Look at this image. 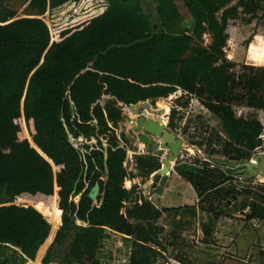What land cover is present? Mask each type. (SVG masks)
Instances as JSON below:
<instances>
[{
	"label": "trees",
	"instance_id": "16d2710c",
	"mask_svg": "<svg viewBox=\"0 0 264 264\" xmlns=\"http://www.w3.org/2000/svg\"><path fill=\"white\" fill-rule=\"evenodd\" d=\"M8 1L0 0V244L33 264L45 251L42 264H99L109 230L131 240L129 264H165L158 222L166 210L141 196L134 202L138 186L124 187L130 178L143 185L160 159L134 154L136 173L127 171L114 132L124 120L119 104L168 101L185 91L219 122L206 144L245 158L260 145L263 127L236 118L232 107L264 111V67H237L223 48L228 22L239 13L256 16L264 0H155L157 22L139 0H105L106 10L59 28L54 40L40 16L78 0H18L30 13L17 19L2 8ZM184 18L191 26L182 32ZM185 118L175 111L169 128L177 132ZM92 139L96 144L87 145ZM219 168L188 153L174 166L205 205L201 211L217 218L243 195L230 183L235 172ZM96 184L93 202L88 194ZM251 205H242L245 221L264 222V207Z\"/></svg>",
	"mask_w": 264,
	"mask_h": 264
},
{
	"label": "rangeland",
	"instance_id": "374dc122",
	"mask_svg": "<svg viewBox=\"0 0 264 264\" xmlns=\"http://www.w3.org/2000/svg\"><path fill=\"white\" fill-rule=\"evenodd\" d=\"M142 10L146 15H148L153 21L157 22V14H156V2L155 0H139ZM108 7V3L104 0H78L76 2H67L59 7L54 9H47L40 18L47 25L51 40L52 38H56L54 36V32L61 27L73 24L79 20L84 19L85 17L92 16L104 11ZM2 8L6 11L13 12V19L22 18L28 16L30 13L27 3H22L18 0L8 1L2 4ZM263 10L258 12V14L254 17L244 15L239 13L234 19H231L226 28L227 40L225 47L223 48L225 59L236 65L237 67L241 66H255V67H264V14ZM190 22L184 18L179 22L178 28L182 31H188L190 29ZM210 42V38L208 35L203 36V44L207 46ZM237 69V68H236ZM177 95H174L168 101H159L148 100L146 101L148 107L144 109L143 103L140 102L134 105L133 109H130V113L127 112L129 107L121 106L122 114L128 115L132 121L139 116H145L149 119L155 121H162L169 128V122L171 115L177 110H184L186 112V118L180 124V130L174 131L175 134L180 136L185 144L189 142L201 143L200 146H192L196 147V151L200 153L202 156H210L209 152L211 149H215V154H211V156H215L221 159H227L221 151L224 148V145L218 146L215 142L208 146L206 142L203 140L208 137L212 131H219L220 125L218 120L214 117L212 113H210L194 96L188 94L185 91L178 90ZM175 92V93H176ZM174 93V94H175ZM108 97H102L101 103H104ZM131 108V107H130ZM232 110L236 116V118H243L246 120L258 119L259 123L263 127L264 131V112L249 110V108L242 106H233ZM171 130V128H169ZM116 137L118 138L120 146H124L126 148L127 160L125 162L127 171L133 176L136 173L134 170V165L132 164V155L140 154V155H152L158 157L160 160L162 157L167 156V149L162 146L161 140L152 136H149L144 133L143 130H139L136 128L134 123L128 122L125 119L118 125V127L114 130ZM124 139L126 142H124ZM106 140H102L103 147L106 146ZM95 140H91L87 145L94 146ZM80 145V144H78ZM198 147V148H197ZM78 149L80 151H84L83 146H79ZM185 151V152H184ZM181 153H188L190 156H194V151L182 149ZM180 153V154H181ZM210 156V157H211ZM201 160H205L204 158ZM207 161V160H205ZM219 167V166H218ZM220 170L230 169L236 174H232L231 184L235 186L239 191L253 189L264 195V177L263 179L255 180L250 177L248 174H240L237 173L238 168H226L221 167ZM218 169V170H219ZM175 171V170H174ZM172 174V173H171ZM104 179V178H102ZM129 182L125 184L124 187L126 189H130L132 186H138L135 194L132 196L133 201L137 200L140 196L150 201V197L153 195V191L156 189H152L151 186V177L149 178L146 186L143 190H141L142 185L140 186L139 178H130ZM258 181V182H257ZM168 184V176H164L161 182L158 184L160 187H165ZM128 185V186H127ZM159 190L162 188H158ZM157 189V190H158ZM156 190V191H157ZM55 191L57 188L55 187ZM143 192V193H142ZM243 194V193H242ZM177 195L169 192V190L165 191L166 201L173 202L172 197H176ZM179 197V196H178ZM188 198V197H186ZM78 197L75 198L77 201ZM199 202H202L198 198ZM152 201L154 199L152 198ZM140 201H138L139 203ZM198 202V203H199ZM256 203L264 207V202H256L252 199L251 196L242 195L237 198L236 204L231 203V206L224 211L225 218H231L233 215L237 217L236 219L241 222H245V226L247 223L245 221V217L249 215V209L246 207H242V205H248L250 208L252 207V203ZM214 203V202H213ZM13 204L21 205V206H33L30 202L26 201H16ZM200 204V203H199ZM201 205V204H200ZM214 206H217V203H214ZM203 209L205 205L202 202ZM219 211L223 210V207H217ZM223 216V217H224ZM162 217V216H161ZM166 221L170 220V217H166ZM201 221H204V218L201 216ZM253 222V221H252ZM254 226L249 224L254 229V233L256 234L260 228H264V222H260L254 220ZM224 223H230L226 221ZM239 223H237L238 225ZM196 226V223H195ZM226 226V225H225ZM222 231L224 230V225L221 226ZM252 228H242L240 226H235L233 228L227 227L225 229L226 232H230V235H234L236 237L239 233L244 234V243L252 242L255 240V236L253 234ZM59 229V228H58ZM243 229V230H242ZM242 230V231H241ZM257 235V234H256ZM240 245L244 247L242 236H239ZM167 239V238H166ZM256 245H253L255 249L262 250L264 246H260V241L257 242ZM167 243V241H165ZM224 247L227 245L230 246L228 242H223ZM131 240L125 236L114 233L112 231L106 230L104 237L101 242V247L97 253V259L99 260V264H129L130 252L132 250ZM162 250V254L164 255V262L168 261V250ZM46 252V251H45ZM262 254V251H260ZM45 255V253H44ZM43 255V257H44ZM167 255V256H166ZM43 257H39L37 264H41ZM42 258V259H41ZM258 263L261 264L260 259H258ZM0 264H33V260H27L22 256L20 251L12 246L0 244ZM36 264V263H35ZM53 264V263H52Z\"/></svg>",
	"mask_w": 264,
	"mask_h": 264
},
{
	"label": "crops",
	"instance_id": "0c3cea01",
	"mask_svg": "<svg viewBox=\"0 0 264 264\" xmlns=\"http://www.w3.org/2000/svg\"><path fill=\"white\" fill-rule=\"evenodd\" d=\"M127 112L130 113V110L127 109ZM256 120L258 121V119ZM171 173L166 175L168 176V184L165 187L158 185L153 187L152 184L149 185L147 182L143 185L139 183L140 186L142 185L141 190L148 185L156 190L162 188L153 191L150 202L159 210H166L158 222V226L162 228L159 236L160 242L163 248L168 250L167 255L170 253L168 256L169 262L165 264H259L258 259H260L261 264H264V248L259 250L253 247L257 244L255 240L260 241V246H264V228L261 227L256 235L252 228L254 221H249L245 226V222L238 221L234 215L231 218L223 216L217 218L206 214L201 211L202 207L194 189L182 180L175 171ZM167 190L177 195L172 197L173 202L166 201L165 191ZM152 198L154 201H152ZM189 212H193L195 215L192 216ZM201 216L204 221L202 220L199 224ZM166 217H170L168 222H165ZM226 221L230 223H224ZM237 223L239 224L237 225ZM241 224L243 229L252 228L255 240L244 243L243 238L246 237L244 234L240 235L239 233L236 237H233V234L230 235V232L225 231L227 227H241ZM249 224H252V226ZM222 225H224L223 231ZM254 228L256 227L254 226ZM239 236H242L244 247L240 245ZM223 242H228L230 246L224 247ZM260 251H262V254Z\"/></svg>",
	"mask_w": 264,
	"mask_h": 264
},
{
	"label": "water",
	"instance_id": "95a60500",
	"mask_svg": "<svg viewBox=\"0 0 264 264\" xmlns=\"http://www.w3.org/2000/svg\"><path fill=\"white\" fill-rule=\"evenodd\" d=\"M133 106L134 105H129L128 107ZM143 106L144 109L148 107L146 102H143ZM123 118L128 122L134 123L136 128L143 130L145 134L160 139L162 146L167 149V156L162 157L160 160L161 168L151 176V184L153 187H156L164 176L174 171L175 162L182 149H192L198 158H204L213 165L226 168L236 167L238 168L237 173L248 174L252 178L264 176V139H262V144L260 147L256 148L243 159H238L236 157L221 159L215 156L210 157L200 155V153L196 151V147H190L185 144L184 140L180 136L167 128L163 122L159 121V119L158 121H155L142 115L132 121L131 118L126 114H123ZM98 191L99 187L96 184L88 194L89 199L93 202L96 201ZM242 193L244 195L251 196L256 202H264V195L254 191L253 189L243 190Z\"/></svg>",
	"mask_w": 264,
	"mask_h": 264
},
{
	"label": "flooded vegetation",
	"instance_id": "af4514ba",
	"mask_svg": "<svg viewBox=\"0 0 264 264\" xmlns=\"http://www.w3.org/2000/svg\"><path fill=\"white\" fill-rule=\"evenodd\" d=\"M262 139H264V135L261 137V143H260V145H258L256 148H258V147L261 146V144H262ZM256 148H255V149H256ZM255 149H253L252 152H253ZM232 157H234V156H232ZM236 158H237V157H236ZM235 174H236V172H235ZM253 179H255V177H254Z\"/></svg>",
	"mask_w": 264,
	"mask_h": 264
},
{
	"label": "built area",
	"instance_id": "2783aa9c",
	"mask_svg": "<svg viewBox=\"0 0 264 264\" xmlns=\"http://www.w3.org/2000/svg\"><path fill=\"white\" fill-rule=\"evenodd\" d=\"M124 147V146H123ZM126 149V148H125ZM127 153H129V152H127ZM264 177V176H263ZM261 177H255V180H258V179H260ZM258 182V181H257Z\"/></svg>",
	"mask_w": 264,
	"mask_h": 264
},
{
	"label": "bare ground",
	"instance_id": "6f19581e",
	"mask_svg": "<svg viewBox=\"0 0 264 264\" xmlns=\"http://www.w3.org/2000/svg\"><path fill=\"white\" fill-rule=\"evenodd\" d=\"M261 179H263V178H261ZM42 254H43V253H42ZM41 256H42V255H41ZM41 256H40V257H41ZM37 262H39V260H38Z\"/></svg>",
	"mask_w": 264,
	"mask_h": 264
}]
</instances>
